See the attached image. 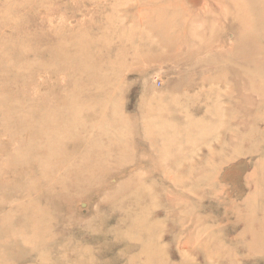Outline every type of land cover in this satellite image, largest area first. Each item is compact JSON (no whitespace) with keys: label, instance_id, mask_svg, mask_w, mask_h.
Returning a JSON list of instances; mask_svg holds the SVG:
<instances>
[{"label":"rangeland","instance_id":"374dc122","mask_svg":"<svg viewBox=\"0 0 264 264\" xmlns=\"http://www.w3.org/2000/svg\"><path fill=\"white\" fill-rule=\"evenodd\" d=\"M0 264H264V0H0Z\"/></svg>","mask_w":264,"mask_h":264}]
</instances>
